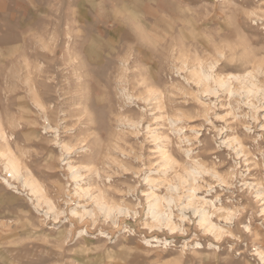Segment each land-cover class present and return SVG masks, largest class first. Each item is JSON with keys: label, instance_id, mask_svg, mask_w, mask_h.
Masks as SVG:
<instances>
[{"label": "rangeland", "instance_id": "374dc122", "mask_svg": "<svg viewBox=\"0 0 264 264\" xmlns=\"http://www.w3.org/2000/svg\"><path fill=\"white\" fill-rule=\"evenodd\" d=\"M76 4L0 12V264H264V0Z\"/></svg>", "mask_w": 264, "mask_h": 264}, {"label": "crops", "instance_id": "0c3cea01", "mask_svg": "<svg viewBox=\"0 0 264 264\" xmlns=\"http://www.w3.org/2000/svg\"><path fill=\"white\" fill-rule=\"evenodd\" d=\"M56 0H0V12H3V10L6 8L14 9V10H36L37 8L41 7H48L50 9L53 8L52 2ZM77 4L74 7L77 12L80 11V13H83L85 10H89L92 8L91 4L94 0H74ZM86 4V8H85ZM1 15V13H0ZM4 23V24H3ZM0 23V26H12L15 27L14 24H9L6 22ZM17 26V25H16Z\"/></svg>", "mask_w": 264, "mask_h": 264}, {"label": "bare ground", "instance_id": "6f19581e", "mask_svg": "<svg viewBox=\"0 0 264 264\" xmlns=\"http://www.w3.org/2000/svg\"><path fill=\"white\" fill-rule=\"evenodd\" d=\"M16 172L18 173V170H16ZM19 175V174H18Z\"/></svg>", "mask_w": 264, "mask_h": 264}]
</instances>
